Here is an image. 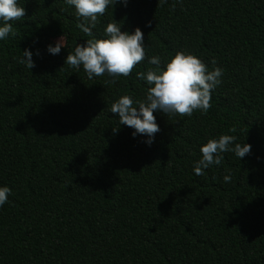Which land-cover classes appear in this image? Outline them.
Segmentation results:
<instances>
[{
	"label": "trees",
	"instance_id": "obj_1",
	"mask_svg": "<svg viewBox=\"0 0 264 264\" xmlns=\"http://www.w3.org/2000/svg\"><path fill=\"white\" fill-rule=\"evenodd\" d=\"M19 5L16 35L0 41V186L12 189L0 207V264H264V0L109 6L94 36L115 22L139 27L145 46V59L115 83L64 64L92 38L64 0ZM62 35L65 47L49 54ZM25 48L30 70L17 60ZM179 50L209 70L215 58L222 83L205 113L154 111L160 130L147 145L110 107L121 95L143 99L136 72ZM221 134L250 152L223 153L195 175L199 146Z\"/></svg>",
	"mask_w": 264,
	"mask_h": 264
},
{
	"label": "clouds",
	"instance_id": "obj_2",
	"mask_svg": "<svg viewBox=\"0 0 264 264\" xmlns=\"http://www.w3.org/2000/svg\"><path fill=\"white\" fill-rule=\"evenodd\" d=\"M166 2L167 0H160L162 4ZM64 3L74 9L78 20L83 21L77 27L85 35L92 37L85 40L83 45L76 44L64 64L76 70L82 69L90 80L107 75L111 78L110 82L115 83L121 76L128 77L134 66L145 59L144 35L139 27L131 32L121 31V24L109 22L103 28L101 37L97 38L93 34L98 17L103 16L109 6L113 8L121 3L126 7L128 0H64ZM24 16L25 8L19 5V0H0V41L16 35L13 25ZM62 47H65L63 35L54 44H49L46 50L51 55H58ZM32 56L33 52L25 48L22 56L17 58L18 63L30 70L35 66ZM148 63L154 67L135 74L136 79L147 86L143 99L134 100L130 95H121L112 103L110 113L118 117L119 127H130L134 138L138 134L145 136L147 139L144 143L151 145L154 134L160 130L154 111L167 116L188 117L197 110L207 112L211 107L213 91L222 83L224 69L216 66L217 62L213 58V67L209 70L201 58L187 50L177 51L163 63L160 56L154 55L148 58ZM235 141V136L221 134L201 144V156L193 162L194 174L203 175L212 165H220L223 153H234L239 160L245 157L250 152L251 145L245 141L242 144ZM223 180L230 182L231 175H225ZM11 194L9 186H0V207L8 202Z\"/></svg>",
	"mask_w": 264,
	"mask_h": 264
},
{
	"label": "rangeland",
	"instance_id": "obj_3",
	"mask_svg": "<svg viewBox=\"0 0 264 264\" xmlns=\"http://www.w3.org/2000/svg\"><path fill=\"white\" fill-rule=\"evenodd\" d=\"M58 39L55 40V42L57 41Z\"/></svg>",
	"mask_w": 264,
	"mask_h": 264
}]
</instances>
